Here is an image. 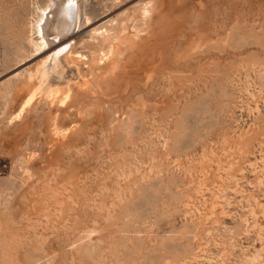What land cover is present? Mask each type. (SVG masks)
Listing matches in <instances>:
<instances>
[{"label": "rangeland", "instance_id": "374dc122", "mask_svg": "<svg viewBox=\"0 0 264 264\" xmlns=\"http://www.w3.org/2000/svg\"><path fill=\"white\" fill-rule=\"evenodd\" d=\"M146 1L78 0L35 52L47 0H0L1 91L49 57L88 79L10 125L26 90L0 95V264H264V0H154L131 29Z\"/></svg>", "mask_w": 264, "mask_h": 264}, {"label": "bare ground", "instance_id": "6f19581e", "mask_svg": "<svg viewBox=\"0 0 264 264\" xmlns=\"http://www.w3.org/2000/svg\"><path fill=\"white\" fill-rule=\"evenodd\" d=\"M77 1L78 0H47L46 5L39 11L38 24L36 25V32L39 34V40L34 42L35 52L41 50L45 45L52 42L50 38V35L52 36L51 32H53L52 28L55 29L54 31L57 32L58 36L64 37L73 28L80 25V21L78 19L79 10ZM153 4L154 0H148L136 8L133 16L130 19L132 22L131 29L133 28V22L136 19L142 22L147 21L146 19L149 17L152 11ZM125 27L126 25L123 24L119 36L112 34L109 29L101 30L100 33L101 39L110 40L111 42L109 46L110 48L101 55V61H105V64H114L113 71H111L112 73L119 69V67L122 65L124 56L132 47L130 38L126 34ZM132 34L133 32L131 35ZM137 34L134 31V36ZM70 54L71 50H67L65 58L69 66L70 61L67 59L70 57ZM72 65L74 67L72 69V77L67 79L65 78V81L60 83H51L52 78L54 77L52 74L54 65L52 63L51 57H49L40 62L36 69L33 71H28L25 74L23 80L20 78L19 81H16L12 84H7L3 91L0 89V95L5 103H13L12 101L15 98H18L19 93L21 92L20 89L26 90L24 94L22 93L23 95L21 96V102H19L20 104L16 110L12 112L13 114L9 117L7 124L10 125L14 121L21 119L24 112L31 107L32 102L35 99L39 101L42 95L45 97V102L49 103L50 105L53 103H57L59 106L66 105L71 97V83L73 80L83 77L80 73L79 67H77L74 63ZM82 80L84 84L88 83V79L85 80L83 77L81 78V81ZM239 229L241 228L239 227ZM33 264H37V262H34Z\"/></svg>", "mask_w": 264, "mask_h": 264}]
</instances>
